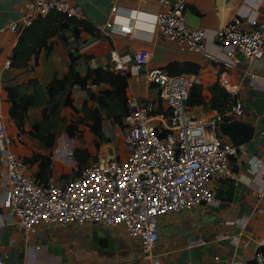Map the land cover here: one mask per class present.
<instances>
[{
  "label": "crops",
  "instance_id": "obj_1",
  "mask_svg": "<svg viewBox=\"0 0 264 264\" xmlns=\"http://www.w3.org/2000/svg\"><path fill=\"white\" fill-rule=\"evenodd\" d=\"M29 1L32 0H0V27L18 20ZM69 2L79 7L85 21L98 30V35L86 37L78 50L73 52L80 55L73 63L74 71L84 74L96 66L111 68V48L128 55L139 48H148L151 57L147 69L158 67L168 72L182 67L196 69L186 73L196 75L198 81L193 87L197 86L203 102L188 106L201 120L210 119L220 112V108L225 110L231 105L233 96L220 84L221 77L227 78L236 91L235 98L244 104V115L240 119L254 127V134L249 141L234 146L228 135L220 133L218 126L209 128L223 143L234 147L229 159L235 177L217 178L211 182L214 203L168 212L160 218L158 240L150 257H145L139 243L121 228L103 227L113 239L111 245H99L93 241L95 226L90 224L41 223L33 234L25 237L23 230L3 208L4 189L0 185V257L3 264H251L255 251L261 249L264 240V194H261L264 188V57L247 60L236 51L228 58L210 44L206 45L204 53L180 51L175 42L154 32L152 24L139 15L140 11L157 12L160 9L159 0ZM114 4L121 9L115 12L114 23L108 27L106 23L114 17L111 11ZM185 12L192 15L188 25L204 28L210 38L215 30L234 16L242 20L243 28L258 26L264 18V0H187ZM19 35L10 30L0 32V124L6 125L13 136V150L25 158L38 150V141L30 130L43 119L48 100L47 86L56 76L70 74V59L64 43L56 39L50 49L40 50L34 67H7L5 63ZM171 64L174 66L170 68ZM127 83L128 93L140 106L152 101L159 109L157 104L161 103L157 89L145 80L142 73L128 77ZM7 87H14L20 94L32 97L33 105L27 109L23 119V131L9 116ZM67 93L78 107L86 98V92L71 82L67 84L62 98ZM223 94L228 97L224 99ZM212 101L218 107L215 108ZM94 107V101H89L79 113L83 123L73 136L75 138L72 137L75 147L86 149L89 157L85 164L98 160L99 152H108L110 158L121 159L126 154L124 125L114 124L111 116L108 117L102 110L105 140L100 141L96 148L94 136L87 125L91 120L90 110ZM62 110L69 113L67 117L72 114L70 107ZM58 134L53 147L62 137ZM81 134L84 135L83 141L77 139V135ZM59 157L50 158L51 172L66 178L72 169ZM253 159H260L263 166L255 169ZM73 160L77 166L74 154ZM30 170L36 172L37 167L31 165ZM36 245L41 248H35Z\"/></svg>",
  "mask_w": 264,
  "mask_h": 264
},
{
  "label": "built area",
  "instance_id": "obj_2",
  "mask_svg": "<svg viewBox=\"0 0 264 264\" xmlns=\"http://www.w3.org/2000/svg\"><path fill=\"white\" fill-rule=\"evenodd\" d=\"M159 2L157 12L140 11L139 15L152 24L154 32L175 42L180 51L204 53L210 44L228 58L236 51L247 60L264 57V18L258 26L243 28L242 20L234 16L209 38L204 28L188 25L187 0ZM120 9L112 5L114 17L106 26L114 23L115 12ZM50 12L85 20L83 11L69 0H32L24 5V14L0 27V32L10 30L19 35L36 17ZM150 57L151 51L145 47L132 55L120 54L115 48L109 50L111 68L128 77L142 73L156 87L161 103L160 111L152 101L140 106L128 93L127 83L129 113L123 121L126 154L121 159L99 152L98 160L77 167L72 158L73 141L60 137L50 158L60 156L72 172L66 178L50 172L39 182L31 165L13 150L14 138L6 125L0 124L2 205L25 237L41 223L121 228L128 237L139 239L145 257H150L158 240L160 218L168 212L214 203L211 182L235 177L229 159L234 147L209 129L244 115V104L235 98L229 80L221 77L220 84L233 96L231 105L201 120L187 105L190 89L198 81L196 75L171 74L158 67L147 69ZM5 64L8 67L9 60ZM252 166L260 169L263 163L253 159ZM261 245L251 264H264V240Z\"/></svg>",
  "mask_w": 264,
  "mask_h": 264
},
{
  "label": "trees",
  "instance_id": "obj_3",
  "mask_svg": "<svg viewBox=\"0 0 264 264\" xmlns=\"http://www.w3.org/2000/svg\"><path fill=\"white\" fill-rule=\"evenodd\" d=\"M96 35H98V30L93 24L75 17H68L63 13L50 12L45 16L36 17L31 25L20 33L10 54V66L31 68L37 65L40 50L50 49L56 39H60L68 49L70 74L56 76L48 84L46 89L48 100L43 110V119L35 123L30 130L38 141V150L29 157L23 158L30 165L37 167L36 175L39 182L43 181L46 175L51 172L50 154L57 132L64 131L67 136L73 137L83 123L79 113L82 108L87 107L89 101L95 103V107L90 110L91 120L87 125L94 136L93 141L96 148L100 141L105 140L102 126L105 116L102 110L108 117L111 116L114 124L120 127L123 126L125 116L129 113L126 96L127 77L129 76L127 73L123 74L112 68L101 66L89 68L84 74L73 70V63L80 57V55H74L73 52L78 50L79 45L86 37ZM173 66L174 64L169 65L170 68ZM191 71H196V69L182 67L175 71L169 70V73L178 74ZM69 82L86 92V98L79 107L73 103V99L68 93L62 98ZM6 92L10 102L9 116L14 120L18 129L23 131V119L27 109L33 105L32 97L20 94L14 87H7ZM227 97L228 95L223 94L224 99ZM215 100L216 98L213 99V101ZM213 101L214 107H218ZM201 102H203V98L199 94V89L197 86L192 87L187 105L200 104ZM157 105L159 106L158 111H160V104ZM65 107H70L72 112L68 117L61 115V111ZM223 110L224 107L219 109V111ZM55 125L57 132L54 130ZM73 154L78 167L85 165L89 157L85 148L75 147Z\"/></svg>",
  "mask_w": 264,
  "mask_h": 264
},
{
  "label": "water",
  "instance_id": "obj_4",
  "mask_svg": "<svg viewBox=\"0 0 264 264\" xmlns=\"http://www.w3.org/2000/svg\"><path fill=\"white\" fill-rule=\"evenodd\" d=\"M186 14V12H185ZM192 16L189 12L186 14L187 23L190 24L191 17ZM218 128L220 133L224 135H228L231 142L234 144V146L242 144L246 141H249L254 134V127L249 124L248 122H245L241 119H234L229 122H220L218 124ZM109 153H112V150H109ZM94 230L92 231V240L96 241L99 245H105L108 244L111 245L113 242V239L107 234L105 229L100 227L99 225H94ZM140 247H141V241L139 239H135Z\"/></svg>",
  "mask_w": 264,
  "mask_h": 264
},
{
  "label": "rangeland",
  "instance_id": "obj_5",
  "mask_svg": "<svg viewBox=\"0 0 264 264\" xmlns=\"http://www.w3.org/2000/svg\"><path fill=\"white\" fill-rule=\"evenodd\" d=\"M69 113H67V111H64V113H63V110L61 111V115L62 116H66V115H68ZM67 117V116H66ZM54 130H55V132H57V128H56V125L54 126ZM85 129L83 128V131H84ZM60 135H62V137L64 138V139H66V140H71L72 141V137H68L66 134H65V132L63 131V132H59V134H58V136H60ZM73 138H75V137H73ZM83 138H84V135H77V139L78 140H82L83 141ZM74 143V145H76L75 144V142H73ZM75 149V148H74ZM72 158H73V156H72ZM74 161V160H73ZM75 163V162H74ZM76 164V163H75ZM74 164V165H75ZM93 225H95V224H93Z\"/></svg>",
  "mask_w": 264,
  "mask_h": 264
}]
</instances>
